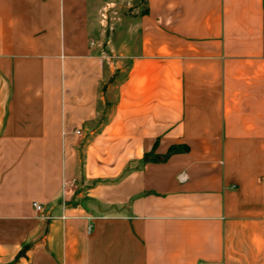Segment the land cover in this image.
<instances>
[{"label":"crops","instance_id":"obj_1","mask_svg":"<svg viewBox=\"0 0 264 264\" xmlns=\"http://www.w3.org/2000/svg\"><path fill=\"white\" fill-rule=\"evenodd\" d=\"M0 264H264V0H0Z\"/></svg>","mask_w":264,"mask_h":264},{"label":"built area","instance_id":"obj_2","mask_svg":"<svg viewBox=\"0 0 264 264\" xmlns=\"http://www.w3.org/2000/svg\"><path fill=\"white\" fill-rule=\"evenodd\" d=\"M80 132V131H78ZM33 206L36 210H41L42 209V205L39 202H34Z\"/></svg>","mask_w":264,"mask_h":264}]
</instances>
